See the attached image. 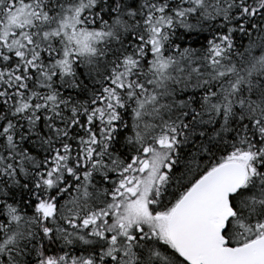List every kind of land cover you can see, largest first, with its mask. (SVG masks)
<instances>
[{
  "label": "snow or ice",
  "instance_id": "snow-or-ice-1",
  "mask_svg": "<svg viewBox=\"0 0 264 264\" xmlns=\"http://www.w3.org/2000/svg\"><path fill=\"white\" fill-rule=\"evenodd\" d=\"M0 264H264V0H0Z\"/></svg>",
  "mask_w": 264,
  "mask_h": 264
}]
</instances>
